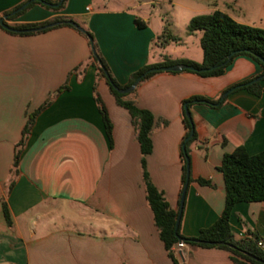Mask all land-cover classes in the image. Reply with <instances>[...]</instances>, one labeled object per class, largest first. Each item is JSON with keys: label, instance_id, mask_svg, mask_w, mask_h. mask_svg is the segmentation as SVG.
Segmentation results:
<instances>
[{"label": "crops", "instance_id": "crops-1", "mask_svg": "<svg viewBox=\"0 0 264 264\" xmlns=\"http://www.w3.org/2000/svg\"><path fill=\"white\" fill-rule=\"evenodd\" d=\"M28 2L0 0V21L8 16L4 25L13 26L74 19L92 34L120 86L163 57L200 63L202 34L187 32L194 17L221 12L237 24L264 30V0H67L62 11L35 5L8 20L14 12L7 13ZM136 20L144 27L138 28ZM179 24L181 34L169 30L178 42L158 48L155 42L165 27ZM187 37L195 39L192 49ZM90 56L87 40L73 29L19 36L0 24V264H173L146 201L136 129L105 81H96ZM80 65L83 72L73 73ZM261 73L256 62L239 56L218 77L163 72L136 89L137 107L155 120L147 172L172 210L179 212L181 201L182 102L192 96L216 100ZM65 82L68 90L36 117L13 176L15 146L28 115ZM95 82L112 125L111 143L94 101ZM225 99L218 109H190L196 140L180 214L179 233L185 239L196 238L224 209L223 156L238 147L251 156L264 151V95L237 90ZM230 226L236 240H264V202L235 205ZM174 251L178 264H233L229 253L219 249L185 245Z\"/></svg>", "mask_w": 264, "mask_h": 264}, {"label": "trees", "instance_id": "trees-1", "mask_svg": "<svg viewBox=\"0 0 264 264\" xmlns=\"http://www.w3.org/2000/svg\"><path fill=\"white\" fill-rule=\"evenodd\" d=\"M29 1H32L31 4H29L22 11L11 15L20 8L17 7L13 11L7 13L6 15H11L9 16L8 20L18 17L28 8H31L35 5L54 12L62 11L65 8L67 0H63L62 4L58 8L50 7L48 4L56 5L60 0L55 2L50 0ZM52 23H58V25L37 32H18L23 30L37 29ZM70 23L76 24L82 29V31L77 30ZM135 25L138 28L144 27V24L139 20L135 21ZM7 27L9 29L5 30L8 33L19 36L35 35L56 28L67 27L75 30L87 40L91 49L89 62L96 70V81L100 79L105 81L111 95L115 99L117 106L127 111L136 129V138L141 154L140 164L146 201L153 214L154 223L159 233V238L164 245V249L168 258L173 264H178L177 260L175 259L174 248L179 243V238H182L179 233V224L176 226L179 212H176L170 208L163 192L159 191L152 184L145 163V157L152 151L151 133L155 126V120L149 111L138 108L135 99L132 97L135 95L136 89L141 84L148 81L153 76L160 74V72L146 75L137 85L135 91L131 94L122 95L118 93L116 89L121 90L128 88L136 81L137 78L150 69L169 67L176 64H185L201 70V72H183L193 73L200 77H218L224 73L225 69L236 57L244 56L256 62L262 68V73L225 91L221 97L232 89H234L233 91L245 90L251 95L260 97L264 95V90L261 87V82L264 81V30L237 24L227 14L221 12H214L210 15L194 17L188 24L187 32L189 35H193L196 32H200L202 34L199 41V46L202 50L203 57L200 63L188 60L172 61L167 57H163L162 61L157 64H149L140 68L130 76L129 81L125 86H120L113 78L110 69L102 57L92 34L87 29H85L82 24L78 23L74 19L70 17H57L45 23L13 25ZM90 41L92 42V48ZM177 42L178 39L172 35L167 27H165L164 31L157 38L155 45L158 48L163 49L167 45ZM232 53L235 54L230 59H228V56ZM74 72H83V65H80L74 69L73 73ZM256 79H260V81L257 83H251ZM96 87L97 82H95L93 86L94 101L97 104L99 113L101 115L107 138L111 143L112 125L107 111L99 98ZM66 90H68L67 82H65L55 92L51 93L47 100L38 109L28 115L25 126L21 133V138L15 146V153L12 163L13 176L16 177L18 175L17 169L20 156L27 138L30 135L31 128L34 125L36 117L44 109L50 106L53 99L57 95ZM221 97L216 100H210L202 96H192L189 99L184 100L181 104V114L185 129L180 152V157L183 164L181 194L187 181V165L189 166L191 146L196 140L194 123L192 121L191 115L190 117L186 116L185 109L188 110L189 114L191 107L194 105H203L209 109H218L226 100H221ZM158 122L162 126H166L165 121ZM158 122L156 125H158ZM220 171L223 175L225 185V205L220 217L210 227L201 230L196 238H182L184 240L183 243L190 248L223 250L229 253L230 260L233 262V264H264V240L257 236H254L252 239L236 240L232 234L230 226V217L235 205L239 203L264 202V151L251 156L247 153L244 147H238L232 153L225 154L223 156ZM190 182L191 177L189 174L187 186ZM196 182L202 186H211L209 181L203 179H198ZM13 186L14 180H12L7 186V191L9 192ZM3 212L5 221L7 225L10 226L11 223L5 204H3ZM258 243H262L263 247H259Z\"/></svg>", "mask_w": 264, "mask_h": 264}, {"label": "water", "instance_id": "water-1", "mask_svg": "<svg viewBox=\"0 0 264 264\" xmlns=\"http://www.w3.org/2000/svg\"><path fill=\"white\" fill-rule=\"evenodd\" d=\"M62 1L63 0H60L59 3H57L56 5H50L48 4V6L50 7H53V8H58L61 4H62ZM32 1L24 4L20 9H18L16 12L13 13L16 14L20 11H22L23 9H25ZM8 18V16H5L3 20L0 21V24L1 26L4 28V29H9L6 25H4V20H6ZM74 28H76L77 30L79 31H82V29L77 26L76 24L74 23H70ZM58 23H52V24H48L44 27H40V28H37V29H32V30H23V31H18V32H37V31H42L44 29H47V28H52V27H55L57 26ZM90 44H91V48H92V42L90 41ZM94 53V52H93ZM235 53H232L228 56V59H230ZM183 71H190V72H201V70H198L192 66H188V65H185V64H176V65H173V66H169V67H159V68H153V69H150L148 70L146 73H144L143 75H141L139 78L136 79V81L130 85L128 88L126 89H116L118 91V93L122 94V95H128V94H131L132 92L135 91L137 85L140 83V81L148 74H151V73H180V72H183ZM260 79H256L254 80L253 82L251 83H257L259 82ZM234 89L228 91L227 93H225L222 97H221V100H224L231 92H233ZM185 113H186V116L187 117H190V114L188 112L187 109H185ZM188 179H189V166L187 165V181H186V184L183 188V191H182V194H181V201H180V209H179V215H178V219H177V223H176V226H178L179 224V220H180V214H181V210H182V206H183V201H184V197H185V193H186V189H187V182H188ZM184 240L182 238H179V243H183Z\"/></svg>", "mask_w": 264, "mask_h": 264}, {"label": "rangeland", "instance_id": "rangeland-1", "mask_svg": "<svg viewBox=\"0 0 264 264\" xmlns=\"http://www.w3.org/2000/svg\"><path fill=\"white\" fill-rule=\"evenodd\" d=\"M168 22H169V20H168ZM169 24H171V23L169 22ZM168 29L169 30H172V29L175 30L176 34H181V32H183V28L181 27L180 24L177 26V29L171 28V26H168ZM186 42L189 43L190 49H192V45L191 44L195 42V39L187 37Z\"/></svg>", "mask_w": 264, "mask_h": 264}, {"label": "built area", "instance_id": "built-area-1", "mask_svg": "<svg viewBox=\"0 0 264 264\" xmlns=\"http://www.w3.org/2000/svg\"><path fill=\"white\" fill-rule=\"evenodd\" d=\"M258 246L261 248L263 247V245L261 243H258ZM176 247H177V249L181 250L185 247V245H184V243H178Z\"/></svg>", "mask_w": 264, "mask_h": 264}]
</instances>
